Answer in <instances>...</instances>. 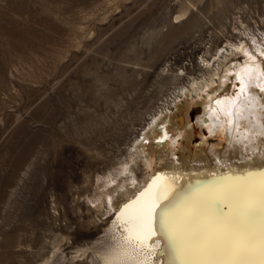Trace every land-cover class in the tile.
Here are the masks:
<instances>
[{
	"label": "rangeland",
	"instance_id": "rangeland-1",
	"mask_svg": "<svg viewBox=\"0 0 264 264\" xmlns=\"http://www.w3.org/2000/svg\"><path fill=\"white\" fill-rule=\"evenodd\" d=\"M243 42L264 51V0H0V264H103L136 144L166 112L200 143L198 87Z\"/></svg>",
	"mask_w": 264,
	"mask_h": 264
},
{
	"label": "bare ground",
	"instance_id": "bare-ground-1",
	"mask_svg": "<svg viewBox=\"0 0 264 264\" xmlns=\"http://www.w3.org/2000/svg\"><path fill=\"white\" fill-rule=\"evenodd\" d=\"M244 43L241 47L236 46L244 57L243 62L227 66L222 75L217 74L216 79L214 76L206 79L198 87L201 91H206L203 97V114L196 118L195 123L200 129H206L205 132L201 131L200 143L195 144L194 148L191 147L194 138L193 124L189 122L180 126L185 122L183 118L180 117L179 124L175 121L176 115L163 112L164 114L154 119L152 125L144 132L143 139L136 144L135 149L140 155L146 151L149 153L144 155V165L149 167L150 173L143 180L134 182L133 188L125 187L123 192L121 191L119 206L112 215L114 225L120 227L121 245L112 255L101 258L103 264H175V261L170 259L169 242L159 230L160 209L173 197L179 200L198 191L201 182L207 187L222 189L224 183L219 182L221 178L264 167V147L259 148L258 154H246L228 142L224 130L213 129L216 109L222 107L227 113L231 101L240 93L241 79L249 70H254L257 74L255 83L264 88V51ZM225 81L233 84L239 82L235 97L230 95L219 98L216 95L224 88ZM249 95L257 97L258 106L263 100L264 92L253 88ZM210 115L212 119H209ZM161 125L163 133L160 131ZM165 135L173 143L166 141L164 144H158L156 141L163 139ZM208 136H216L217 142L209 143ZM256 144H260L259 139ZM132 167L129 166L131 169ZM224 210L227 211V207ZM165 211L175 209L168 208ZM161 249H164L163 255L160 254Z\"/></svg>",
	"mask_w": 264,
	"mask_h": 264
},
{
	"label": "snow or ice",
	"instance_id": "snow-or-ice-1",
	"mask_svg": "<svg viewBox=\"0 0 264 264\" xmlns=\"http://www.w3.org/2000/svg\"><path fill=\"white\" fill-rule=\"evenodd\" d=\"M256 80L257 74L249 70L227 113L218 107L213 123V129L224 130L228 142L249 155L264 147V100L257 106V97L249 95L253 88L264 92ZM166 141L173 143L167 135L156 142ZM219 182L222 189L201 182L198 191L179 200L173 197L160 209L159 230L169 242L170 259L175 264H264V167ZM168 208L175 211L166 212Z\"/></svg>",
	"mask_w": 264,
	"mask_h": 264
}]
</instances>
